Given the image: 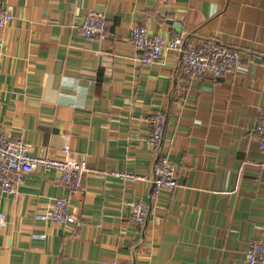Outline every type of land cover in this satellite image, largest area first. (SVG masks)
Returning a JSON list of instances; mask_svg holds the SVG:
<instances>
[{
    "label": "crops",
    "instance_id": "crops-1",
    "mask_svg": "<svg viewBox=\"0 0 264 264\" xmlns=\"http://www.w3.org/2000/svg\"><path fill=\"white\" fill-rule=\"evenodd\" d=\"M0 126L34 156L86 160L79 188L59 170L25 173L0 193V264H246L264 243V173L256 123L264 107V0H0ZM91 9L108 34L86 37ZM145 25L166 38L214 40L243 62L219 79L193 78L167 50L143 63L129 41ZM167 115L162 142L150 116ZM167 156L178 186L154 194ZM116 172L145 176L127 180ZM76 222L46 217L57 198ZM149 205L147 223L132 202Z\"/></svg>",
    "mask_w": 264,
    "mask_h": 264
},
{
    "label": "built area",
    "instance_id": "built-area-1",
    "mask_svg": "<svg viewBox=\"0 0 264 264\" xmlns=\"http://www.w3.org/2000/svg\"><path fill=\"white\" fill-rule=\"evenodd\" d=\"M11 17L9 9L0 5V27H4ZM79 27L82 33L89 38L102 40L108 34L106 16L97 9L89 10ZM129 41L143 63L159 60L167 50L177 52L183 71L198 79L222 78L226 74L235 73L243 62V54L240 50L221 42L203 40L194 43L187 42L179 36L166 38L150 32L147 26L142 24L133 26ZM166 119L167 115L164 110H158L150 116V141L156 147L162 142ZM256 129L262 153L258 166L264 173V107L260 110ZM63 153V157L34 156L22 137L14 139L7 136L0 126V193H15L25 173L37 167L56 168L59 170L61 181L72 188H79L82 184V176L88 170L87 162L72 157L69 146L63 148ZM116 174L132 181L145 178L133 172H116ZM151 181L154 194H159L164 189L174 190L178 186L176 168L167 156L161 157L155 164V176ZM69 206L67 198H57L47 211L46 217L60 225L74 223L76 216L70 212ZM132 206V219L139 225H145L149 214L148 203L137 199L132 202ZM101 264H117V262H102ZM246 264H264V243L262 241L256 240L247 248Z\"/></svg>",
    "mask_w": 264,
    "mask_h": 264
}]
</instances>
